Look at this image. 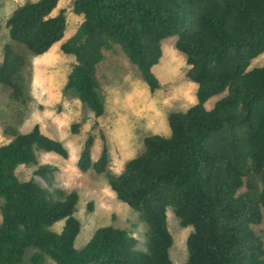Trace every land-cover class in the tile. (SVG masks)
Masks as SVG:
<instances>
[{
  "label": "trees",
  "instance_id": "1",
  "mask_svg": "<svg viewBox=\"0 0 264 264\" xmlns=\"http://www.w3.org/2000/svg\"><path fill=\"white\" fill-rule=\"evenodd\" d=\"M58 2L28 0L5 22L0 91L12 102H25L28 55L42 56L63 38V11L51 16ZM72 10L82 22L60 44L62 53L74 57L65 88L88 107L95 125L105 111L98 69L115 49L153 93L161 42L176 37L196 102L170 113L169 135L144 137L142 152L118 174L109 171L106 145L96 160L92 135L81 147L77 168L104 175L116 199L146 224L145 251L128 230L113 227L97 229L75 249L78 193L55 187L56 167L39 164L37 157L45 152L67 159V149L37 124L26 134L3 126L10 140L0 144V264H23L28 248L36 249L31 264L47 257L56 264H172L168 207L180 226L192 228L185 264H264L263 242L254 230L264 209V66L249 69L264 53V0H74ZM20 165L36 166L47 187L20 180ZM61 220L60 233L49 229Z\"/></svg>",
  "mask_w": 264,
  "mask_h": 264
},
{
  "label": "rangeland",
  "instance_id": "2",
  "mask_svg": "<svg viewBox=\"0 0 264 264\" xmlns=\"http://www.w3.org/2000/svg\"><path fill=\"white\" fill-rule=\"evenodd\" d=\"M28 0H0V56L8 41L5 22L11 12ZM36 1V0H29ZM74 0H59L51 16L63 11L67 25L61 41L42 56L28 55V63L23 71L26 89L24 103L12 102L5 91H0V144L10 138L3 133V126H13L19 133H29L37 124L41 132L61 142L67 149L68 157L54 153L37 154L39 164L55 166V187L65 192L76 191L78 201L74 216L81 228L74 241V248L81 250L102 227L128 230L137 240L136 248L146 250L147 227L126 204L118 201L109 189L104 175L92 170L80 171L77 160L87 137L92 135L91 150L96 160L106 145L109 156V171L120 173L125 164L138 156L143 149V138L148 135H169L167 117L172 112H183L195 104L196 85L187 77L188 65L185 56L175 48L176 37L161 42L162 55L152 69L159 82V88L151 93L142 81L137 69L118 50L106 53V58L98 69L100 96L105 105L103 116L95 125L92 112L82 104L72 90H66L67 75L74 63V57L61 52L60 44L69 40L79 28L82 16L72 10ZM264 66V53L251 61L249 69ZM222 97L216 95L205 103L211 109ZM77 125V132L72 126ZM34 167L20 165L15 172L20 180H34L42 187L46 183L35 175ZM2 203V201H0ZM168 230L173 238L169 249L172 264H185L187 260V237L190 226L182 227L173 209L166 210ZM1 222V211H0ZM64 221H58L49 229L60 233ZM256 234L264 246V209L262 220L254 226ZM36 252L28 248L23 264H31L30 258ZM42 264H56L45 258Z\"/></svg>",
  "mask_w": 264,
  "mask_h": 264
}]
</instances>
